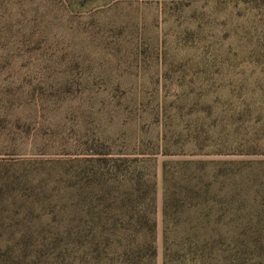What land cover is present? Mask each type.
<instances>
[{
	"label": "rangeland",
	"instance_id": "obj_1",
	"mask_svg": "<svg viewBox=\"0 0 264 264\" xmlns=\"http://www.w3.org/2000/svg\"><path fill=\"white\" fill-rule=\"evenodd\" d=\"M0 264H264V0H0Z\"/></svg>",
	"mask_w": 264,
	"mask_h": 264
},
{
	"label": "trees",
	"instance_id": "obj_2",
	"mask_svg": "<svg viewBox=\"0 0 264 264\" xmlns=\"http://www.w3.org/2000/svg\"><path fill=\"white\" fill-rule=\"evenodd\" d=\"M135 186H136V184H135ZM140 187H141V188H143V186H142V185H141ZM140 187H139V188H140ZM136 192H137V191H135V193H136ZM142 200H143V199H142Z\"/></svg>",
	"mask_w": 264,
	"mask_h": 264
}]
</instances>
